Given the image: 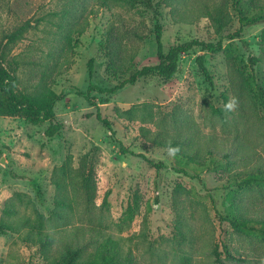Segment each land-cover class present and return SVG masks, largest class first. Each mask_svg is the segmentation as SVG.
Masks as SVG:
<instances>
[{
	"label": "rangeland",
	"instance_id": "obj_1",
	"mask_svg": "<svg viewBox=\"0 0 264 264\" xmlns=\"http://www.w3.org/2000/svg\"><path fill=\"white\" fill-rule=\"evenodd\" d=\"M205 1L211 0H0V57L15 73L18 90L64 94L55 104L64 128L54 137L45 134L50 121L0 114V264H47L61 239L83 226L101 227L100 239L113 235L132 264H264V233L236 228L225 218L245 210L246 216L264 215V184L228 186L256 161L224 156L237 149L238 139L264 155L261 100L252 98L241 111L230 88L233 68L264 87V21L229 38L241 27L235 1L229 0L232 21L221 31L204 14ZM237 1L249 14L264 8V0ZM157 24L164 27L166 50L191 39H223L224 48L184 52L169 80L152 75L115 92L88 90L90 81L113 86L133 68L159 62ZM111 26L123 43L117 61L134 55L117 74L104 42ZM199 54L211 78L197 62ZM158 133L181 143L176 148L152 142L149 137ZM121 146L136 154L123 153ZM139 153L168 166L158 172ZM68 156L74 168L86 156L94 171L89 213L96 224L88 221L77 178L63 189L52 179ZM63 192L74 205L67 209L68 225L49 220ZM240 197L245 208L232 205ZM8 206L17 213L8 215ZM26 215L43 234L56 236L51 250L27 226L9 229ZM95 249L90 246L83 259Z\"/></svg>",
	"mask_w": 264,
	"mask_h": 264
},
{
	"label": "trees",
	"instance_id": "obj_2",
	"mask_svg": "<svg viewBox=\"0 0 264 264\" xmlns=\"http://www.w3.org/2000/svg\"><path fill=\"white\" fill-rule=\"evenodd\" d=\"M233 5L237 8L240 15L241 27L236 32L229 35V38H234L236 36H243L245 28L256 25L264 21V8L259 7L260 11L249 14L245 12V9L237 4L239 1L234 0ZM229 0L221 1H205L203 4V12L205 15L209 16L216 29L218 31L223 30L231 21L232 15L229 10ZM164 27L162 24H157L155 29V35L157 40V56L159 62L155 64H146L142 67L133 68L130 71L128 77L122 79L113 86H102L93 81H90L88 90L97 89L101 92H115L118 89L123 88L127 84H135L141 78L157 75L166 80L174 77V75L179 70L180 56L184 52L190 51L195 47H201L208 52L215 53L223 50L224 41L220 39L217 42L205 41L201 39H191L181 41L178 44L172 45L166 50L163 41ZM104 42L106 43V48L110 51V57L112 58V64L115 66V73L117 70L123 71L126 62L132 61L134 55H130L126 60L117 61L118 59H123L121 57V51L123 49V43L121 38L116 35V29L111 26L107 33ZM251 61L254 63L258 62V57L252 56ZM94 60L89 62L90 75L93 73ZM118 62V63H117ZM120 62V63H119ZM197 62L210 77L207 66L205 65V55L199 54L197 57ZM211 78V77H210ZM231 85L230 88L236 99L234 102L237 104L238 109L244 111L247 109V101H252V98H258L261 100V104L264 106V87L258 83V79L255 76H251L249 73H245L239 68H233L230 72ZM78 93H82L79 91ZM64 97L63 93L51 92L47 95L37 96L30 93L20 92L17 88V79L15 73L2 61L0 57V114L8 116H22L26 120L32 123H40L43 121H50V124L45 129V134L49 137H54L64 128V123L62 121L56 120L55 104L58 100ZM94 104H96L94 102ZM97 117L104 123V125L112 129V124L109 119L102 117L98 112ZM149 139L157 144H169L177 148L178 143H181L182 139L169 138L167 135L162 136L160 133L156 134ZM237 141V140H236ZM236 143L235 151L225 152V157L230 158L232 155H237L241 159L247 160L251 159L256 161L253 167L247 169L243 173H240L239 178L228 184V186H243L250 184H264V155L261 153L257 154L252 147L245 141H240L238 139ZM242 142V143H241ZM123 153L136 154L135 151L121 146ZM209 154H213L214 151L209 148L207 149ZM141 156L145 157L158 172L168 166L163 160H155L146 157L143 153H139ZM71 156H68L65 162L56 167L53 170L52 179L54 183L59 188H64L68 182L75 180V183L83 189V203L88 207L85 209L86 216L90 218L88 221L90 223L96 224V220H93L90 215L89 204L92 201V196L95 192V182L93 183L94 171L92 168H88L86 156L81 159V163L78 167L74 168L70 164ZM179 172L188 173L187 169L184 167H176ZM243 174V175H242ZM242 175V176H241ZM199 177V175H196ZM175 201L178 200L177 193L175 192ZM261 202L264 204V193H261ZM245 197H240L237 202L233 200L232 205H238L241 208H245L244 203ZM57 208L53 211L52 216L49 218L50 221L63 219L65 225L69 224V211H73L74 205L73 201L69 196L63 192V194L56 200ZM258 202V203H259ZM263 206V205H262ZM261 206V207H262ZM264 209V206L262 207ZM69 211H68V210ZM8 215H13L17 213V209L13 207L6 208ZM247 211H243L241 215H226L225 218L236 228L244 229H259L264 233V215H260L258 218L246 216ZM19 227L10 228H22V226H27L29 228V234L34 236L38 235V240L42 243L44 249L51 250L52 244L55 241L56 236L51 233H42V228L37 227L32 223L31 216H24L21 218ZM58 225H56L57 227ZM83 226V225H82ZM91 226V225H90ZM38 228V229H36ZM40 228V229H39ZM7 227H3V230H7ZM38 230L37 233H35ZM96 232V234H95ZM88 234V237H87ZM102 234L101 227H89L88 229L83 227H76V232L67 233L61 239L62 245L57 254H51L47 264H132L131 256L124 255L121 249L119 240H117L113 235H104L102 239L100 236ZM96 246L94 251H91L86 258L83 259L88 248Z\"/></svg>",
	"mask_w": 264,
	"mask_h": 264
},
{
	"label": "clouds",
	"instance_id": "obj_3",
	"mask_svg": "<svg viewBox=\"0 0 264 264\" xmlns=\"http://www.w3.org/2000/svg\"><path fill=\"white\" fill-rule=\"evenodd\" d=\"M231 106V105H230Z\"/></svg>",
	"mask_w": 264,
	"mask_h": 264
}]
</instances>
